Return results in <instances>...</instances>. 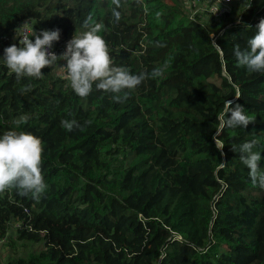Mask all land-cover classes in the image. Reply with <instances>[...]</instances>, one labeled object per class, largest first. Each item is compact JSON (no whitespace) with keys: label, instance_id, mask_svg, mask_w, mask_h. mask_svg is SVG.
I'll return each mask as SVG.
<instances>
[{"label":"trees","instance_id":"16d2710c","mask_svg":"<svg viewBox=\"0 0 264 264\" xmlns=\"http://www.w3.org/2000/svg\"><path fill=\"white\" fill-rule=\"evenodd\" d=\"M196 1L0 0V135L41 139L46 184L38 199L0 192V236L38 244L6 264H264V188L238 151L257 140L264 171V72L233 55L256 33L264 0H230L205 18L190 15ZM89 17L114 66L146 74L119 102L95 85L79 97L55 67L18 78L4 64L24 19L37 33L60 30L58 55ZM225 100L255 121L216 134Z\"/></svg>","mask_w":264,"mask_h":264},{"label":"clouds","instance_id":"9594fccd","mask_svg":"<svg viewBox=\"0 0 264 264\" xmlns=\"http://www.w3.org/2000/svg\"><path fill=\"white\" fill-rule=\"evenodd\" d=\"M113 3L119 7V0H113ZM219 4H213L208 8L210 15L219 11ZM250 6L251 0H248L247 8ZM113 15L117 21L120 19L118 11H114ZM90 20L91 17L83 24L87 30L82 34L73 35L67 41L65 51L60 55L49 51L53 42L60 38L59 29L40 30L37 33L31 26L25 27L23 31H16L19 47L12 44L4 49L2 57L4 64L18 78L25 76L42 78L43 68L55 67L61 78L70 83V87L79 97L85 98L90 95L95 85L97 90L114 94L113 100L119 102L121 100L119 94L125 89L131 90L139 86L146 79V74H132L126 68L114 66L108 46L98 34L103 26L99 23L90 24ZM256 29V33L247 40L245 48L242 49L239 44L233 45V55L238 65L246 67L249 72H264V18L256 25ZM215 46L219 48L218 45ZM61 60L66 61V64L58 67ZM159 74L158 69L152 72V76ZM126 97L125 92L124 98ZM232 104V100L224 101L223 111L218 117L219 128L216 134L225 128H245L250 122L255 121L254 116L246 114L242 105L236 104L233 107ZM24 122L26 119L21 121ZM61 124L68 131L78 126L75 120H62ZM256 144L255 139L244 142L238 151L241 162L249 170L253 185L258 184L264 188V171L258 166L261 160L260 152L254 151ZM223 146L216 144L218 150ZM42 153L41 139L31 132L10 129L0 135V192L15 188L20 195L31 194L33 198L38 199L46 189L41 171Z\"/></svg>","mask_w":264,"mask_h":264},{"label":"rangeland","instance_id":"374dc122","mask_svg":"<svg viewBox=\"0 0 264 264\" xmlns=\"http://www.w3.org/2000/svg\"><path fill=\"white\" fill-rule=\"evenodd\" d=\"M216 4V3H214ZM213 5V4H212ZM212 5L209 6V3H206L205 1H196L193 3H188L187 4V9L190 13V15L195 14L196 12L199 13L201 16H203V18H205L206 15H210V13L208 12V8H210ZM218 5V4H216ZM220 7V4H219ZM229 8V4L225 6V9ZM215 17L218 16L216 14H213ZM65 51V47L62 48L60 50V52L58 53V55H60L61 53H63ZM64 63L63 60L58 62V67L62 66V64ZM55 70L59 73V71L57 70V68H55ZM10 234L12 236H14V231L13 229L10 230ZM38 244L37 243H29L27 242V245H24L22 241L16 239L14 237V243L12 242L11 244L5 242L1 247H0V264H6L7 259L13 255V254H25L29 251L35 250L37 248Z\"/></svg>","mask_w":264,"mask_h":264},{"label":"built area","instance_id":"2783aa9c","mask_svg":"<svg viewBox=\"0 0 264 264\" xmlns=\"http://www.w3.org/2000/svg\"><path fill=\"white\" fill-rule=\"evenodd\" d=\"M219 2H220V7H219V11L217 13H215L216 15H219L220 12L225 9V6L229 4L230 0H220V1L216 2V4H219ZM25 23H27V24L25 25ZM31 26H33L32 20L30 18H27V19H24L23 21H21V23L18 25L16 31H23L25 27L31 28ZM18 40H19V38L16 37V35H15V42H16V45L19 47ZM49 51H52L55 54H57V51H56L54 46H52V48ZM4 242H5V237L0 236V247L4 244Z\"/></svg>","mask_w":264,"mask_h":264},{"label":"crops","instance_id":"0c3cea01","mask_svg":"<svg viewBox=\"0 0 264 264\" xmlns=\"http://www.w3.org/2000/svg\"><path fill=\"white\" fill-rule=\"evenodd\" d=\"M62 66H64V64H62Z\"/></svg>","mask_w":264,"mask_h":264}]
</instances>
